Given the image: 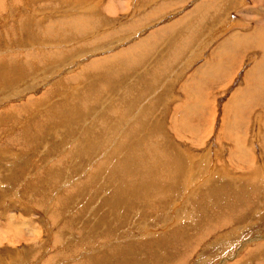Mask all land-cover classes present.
Returning a JSON list of instances; mask_svg holds the SVG:
<instances>
[{
    "label": "rangeland",
    "instance_id": "1",
    "mask_svg": "<svg viewBox=\"0 0 264 264\" xmlns=\"http://www.w3.org/2000/svg\"><path fill=\"white\" fill-rule=\"evenodd\" d=\"M146 1L0 0V264H264V54H252L264 27L247 42L242 27L259 23L264 0H251L256 13L228 0L230 17L223 0L215 17L211 0L190 3L209 2L208 17L191 19L204 28L210 16L242 24L227 39L236 41L228 60L220 55L229 35L218 25L215 38V22L201 31L210 32L201 41L215 38L203 55L202 45L180 55L188 39L176 54L161 38L147 55L127 52L172 25L180 33L171 37L185 29L152 23L120 43L114 31L142 16L135 9ZM187 1L162 0L156 7H170L144 19ZM76 17L95 27L58 38L66 25L63 33H77ZM105 109V123L93 124Z\"/></svg>",
    "mask_w": 264,
    "mask_h": 264
},
{
    "label": "crops",
    "instance_id": "2",
    "mask_svg": "<svg viewBox=\"0 0 264 264\" xmlns=\"http://www.w3.org/2000/svg\"><path fill=\"white\" fill-rule=\"evenodd\" d=\"M158 0H148V1H146V2H144V5H145V7L143 8V9H141L139 6H136V12H138V11H142V10H144L145 11V13H148V12H153V11H156V10H158V9H160V8H165V9H167V8H169L170 6H168V7H166L165 5H159V7H156V5L155 4H157L158 5V3L159 2H161V1H159V2H157ZM186 1V0H185ZM193 0H188L186 3L188 4L189 3V6L187 7V8H185V7H183V8H181V7H178L179 9H177V12H175V13H170L169 15H172L171 17H174L173 18V20L172 21H168L167 20V22H164V23H162L161 22V20L162 19H166V18H168L169 17V15H168V12L167 13H165V14H163L162 16H159V18L158 19H156L154 22H153V20L151 21V20H145L144 19V17H145V13L142 15V16H139V18H137V19H135V20H130V21H128L129 23L128 24H126V25H124L123 27H121V28H119V31H114V33H115V35L117 36V38L118 37H120L119 38V42L120 43H122V44H125V46L126 45H130L131 44V39L133 38V37H135V36H138V34L142 31V30H145V29H149L148 27L153 23V25L155 24V26H153V27H157V26H159V24L161 23V25L162 24H166V23H174V22H177L176 21V18L179 20V23L181 22V21H183V22H185V25L187 26L186 27V29H184V31L182 32V35H180L178 38L177 37H171V35L170 34H172V31L170 30L171 28H172V30H173V28L174 27H170V28H168L167 30L166 29H164V31L163 32H161V33H158L159 34V36H157V34H156V36L155 35H152V36H149V37H146V38H144V40H141V45H142V47L138 50V52H139V55H141V53L142 52H144L145 51V45L143 44V43H146L147 45H150V43H153L154 41L155 42H159V40H158V38L160 39H162V41L164 42V43H167L166 45L167 46H171L172 48H173V50H171L174 54H176L177 53V50L178 49H181L180 47V45H183V42L186 40V39H188L189 41H191V42H193L191 45H189L188 47H185L184 48V51H183V53H181L180 55H191V52H192V50H194V46H196V45H199V46H201L202 45V47H201V50L200 51H198V55H203V50H206V48H207V46L209 45V43L211 42V41H213L216 37L218 38V35L215 37V38H213L212 39V37L211 36H209V41H206V42H203V41H201L200 39H203L204 37H205V34H210V32H206V33H202L203 31L202 30H205L206 31V28L208 27V26H214V25H216L217 23H215L214 25H210L211 23H214L215 21H208V23H207V27L206 28H203L202 27V25L204 24V23H206V22H204V23H202L201 25L199 24V23H196V22H194L195 20H197L198 18H199V16L200 15H202L203 13H205V11H206V8H202V10H201V8L200 9H198V10H196V11H194L193 13H191L190 15H188V16H186V17H184V12H186L187 10H189L191 7H193V5H195L196 3H197V6L199 5L198 4V2H196L195 4H193V5H190V3L192 2ZM214 1V0H213ZM225 2L223 3V8L224 7H226V8H224V10L227 12V14H228V17H230L231 15H232V13H228V11H227V8L228 9H230V7H232L231 9H233V6H232V3H231V5H230V7L228 6V0L226 1V0H224ZM259 1H261V0H259ZM258 1V2H259ZM155 2H157V3H155ZM233 2V1H232ZM257 2V1H256ZM154 3V7H153V4ZM245 3H247V5L250 7V9L252 10V12H255L256 13V11H257V8H258V6H257V4H255V2H251V0H243V3L242 4H245ZM133 4H135V2L133 1ZM218 4V3H217ZM217 4H215V5H217ZM168 5H171V4H168ZM256 6V7H255ZM148 7V8H147ZM153 7V8H152ZM255 7V8H254ZM230 11H232V10H230ZM118 12V11H117ZM203 12V13H202ZM233 12V11H232ZM251 11H249L248 10V13H250ZM258 12V11H257ZM197 15V16H196ZM261 16V15H260ZM182 17V18H181ZM185 19H184V18ZM193 17H197V18H195V20H191V19H193ZM232 18V17H231ZM181 19H183V20H181ZM233 20V19H232ZM187 21V22H186ZM259 23L258 22H256V21H250V23H248V25H245V26H242L243 28L244 27H247V31H244V32H246V33H249V32H252V31H256V32H258L260 29H262L263 27H264V16L262 15L260 18H259ZM157 23V24H156ZM132 24H134L133 26H130V25H132ZM191 24H193L192 25V28H191ZM137 25V26H136ZM179 24H178V22H177V26H178ZM184 25V24H183ZM184 25V26H185ZM196 26V28H193V26ZM198 25H200V27H197ZM242 25V24H241ZM131 27V28H130ZM126 28V29H125ZM144 28V29H143ZM189 28H191V30L189 29ZM176 29H177V27H176ZM199 30L200 32L199 33H196L197 31L196 30ZM128 30H130L129 32H128ZM141 30V31H140ZM178 30V29H177ZM138 31V32H137ZM171 31V32H170ZM176 31V30H175ZM175 31H173V32H175ZM180 30H178V33H180L179 32ZM135 34H134V33ZM185 32V33H184ZM170 33V34H169ZM175 33H177V32H175ZM235 33V24L233 25V26H231V28H229L227 31H225V34H227V35H229L227 38H225V40H227V39H229L230 37H231V35L232 34H234ZM169 34V35H168ZM164 35H166V36H164ZM168 35V36H167ZM130 36V37H129ZM154 36V37H153ZM123 37H125V38H123ZM150 37H152L151 39H150ZM171 37V38H170ZM254 37H256V35H254ZM169 38V39H168ZM180 38V39H179ZM167 39H168V41H167ZM172 39V40H171ZM174 39V40H173ZM176 39V40H175ZM134 41V40H133ZM167 41V42H166ZM44 43L45 42H47L46 40L45 41H43ZM168 42H169V45H168ZM170 42H172L171 44H170ZM177 42V43H176ZM47 43H50V42H47ZM124 47V46H123ZM134 48H136L137 49V46L136 47H134ZM253 50H252V54H256V55H261V52H263V54H264V47L263 46H261L260 44L258 45V48L257 49H255V48H252ZM131 50V49H130ZM138 52L135 54V55H137L138 54ZM212 54H214V51L212 52ZM38 55V54H37ZM263 180V179H262ZM258 239H263L262 237H259ZM246 241V240H245ZM256 241V240H255ZM243 246H245V244L243 245ZM242 245L240 246V248H242L243 247Z\"/></svg>",
    "mask_w": 264,
    "mask_h": 264
},
{
    "label": "bare ground",
    "instance_id": "3",
    "mask_svg": "<svg viewBox=\"0 0 264 264\" xmlns=\"http://www.w3.org/2000/svg\"><path fill=\"white\" fill-rule=\"evenodd\" d=\"M223 1H224V0H223ZM223 1H222V0H216V1L212 2V0H211V1H210V3L212 2L211 4H210L209 2H207V4L209 3V5H212L213 8H211V6H210V8H209V6H208L207 4H205V3H204V5H203L202 3H200L198 6H197V4H195V5L192 7V9L190 10V12L187 13L184 17L190 15L191 13H193L194 11H196V10H198V9H200V8H201V10H202L203 7L206 8V11H208L207 9L209 8V12H208V13L211 14V12H212L214 9H216V10L218 9V8H217V7H218L217 5H221V2H223ZM224 2H225V1H224ZM217 3H218V4H217ZM65 4H66V3H65ZM215 4H217V5H215ZM238 4H240V3H238ZM205 5H207V6H205ZM216 6H217V7H216ZM222 6H223V4H222ZM69 7H71V6H69ZM204 8H203V9H204ZM222 8H223V7H222ZM224 8H226V7H224ZM158 10H159V9H158ZM162 10H163V9H162ZM162 10H161V11H162ZM192 10H193V11H192ZM216 10H215V11H216ZM228 10H229V9H228ZM191 11H192V12H191ZM206 11H205V12H206ZM222 11H224V9H223ZM187 12H188V11H187ZM218 12H219V11H218ZM84 13H85V11H84ZM156 13H157V12H156ZM194 13H195V12H194ZM194 13H193V14H194ZM202 13H203V12H202ZM223 13H224V12H223ZM226 13H227V12H226ZM81 14H82V13H81ZM212 14H213L214 16H213ZM212 14H211V15H212L213 17H215V14L217 15V14H219V13H217V11H216V13H213V12H212ZM203 15H204V13H203L201 16H203ZM196 16H197V15H196ZM204 16H205V17H208V14H207V16H206V14H205ZM88 17H89V16H88ZM88 17H87L86 19H84L83 17H79V18L76 17V23H75L76 25H75V26H76V28H78V29H77L78 31H77L76 34H75L76 30H75L74 33H72V34L70 33L71 35H70V34H65V33H63L62 31H64L65 27H67V29H69V30H71V28H72V27L68 28L69 25H66L64 28H61V29H63V30H61V29L59 28L61 31L58 30L57 32H59V33H58V35H56V36H57L58 38L61 37V38H60L61 40L66 39V38H65L66 36H69V39H70V37H71V38L74 37V36L77 35L80 31H87L86 29L94 28V27H95V26H94V23H92V21H90V20L88 19ZM90 17H91V16H90ZM149 17H150V16H149ZM154 17H155V16H154ZM184 17H183V18H184ZM144 18H145V17H144ZM181 18H182V17H181ZM194 18H195V17H193V19H194ZM196 18H197V17H196ZM199 18H200V17H199ZM211 18H212V17L210 16V17H209V20H210V21H211ZM145 19H146V18H145ZM148 19H149V18H148ZM148 19H147V20H148ZM184 19H185V18H184ZM206 19H207V18H206ZM212 19H213V18H212ZM147 20H146V21H147ZM149 20H150V19H149ZM181 20H183V19H181ZM201 20H202V19H201ZM216 20H217V19H216ZM212 21H213V20H212ZM229 21H231V20H228V17L226 18V16H224V17L222 18V20H219V21H218L219 24L216 25V27H215V29L213 30L212 33H214L215 35H218V32H219V31H218V28H219L218 25H221V26H220V27H221L220 31L222 30V31H224V32H225L226 30H228L229 28H231L230 26H232V25H234V24H235L236 26H241V24H238L237 22H235V21H233V20H232V21H233L232 24H231ZM99 22H100V21H99ZM177 22L179 23V20H178ZM177 22H174V24H175V23L177 24ZM181 22H183V21H181ZM194 22H195V21H194ZM202 22H203V20H202ZM202 22H201V23H202ZM198 23H199V22H198ZM215 23H216V22H215ZM98 24H99V23H98ZM63 25H64V24H63ZM95 25H96V24H95ZM99 25H100V24H99ZM133 25H134V24H132V25H130V26H133ZM203 25H204V24H203ZM54 26H58V24H55ZM104 26H105V25H104ZM136 26H137V25H136ZM168 26H169V25H168ZM133 27H134V26H133ZM163 27H164V26H163ZM171 27H173V25H172ZM186 27H187V26L185 25V29H186ZM191 27H192V25H191ZM202 27H203V26H202ZM204 27H205V26H204ZM204 27H203V28H204ZM83 28H85V29H83ZM130 28H131V27H130ZM174 28H175V27H174ZM52 29H53V28H52ZM105 29H106V28H105ZM125 29H126V28H125ZM167 29H168V27H167ZM167 29H166V30H167ZM171 29H172V28H171ZM175 29H176V28H175ZM177 29H179V28L177 27ZM50 30H51V29H50ZM55 30H56V29H55ZM55 30H52V31H55ZM260 30H261V29H260ZM52 31H51V32H52ZM129 31H130V30H128V32H129ZM140 31H141V30H140ZM162 31H163V30H162ZM174 31H175V30H174ZM198 31H199V30H198ZM263 31H264V29H263ZM45 32H49V30H48V31H45ZM65 32H66V31H65ZM100 32H101V31H100ZM130 32H131V31H130ZM137 32H138V31H137ZM175 32H176V31H175ZM66 33H67V32H66ZM133 33H134V32H133ZM157 33H158V32H157ZM172 33L174 34L173 31H172ZM219 33H220V32H219ZM221 33H222V32H221ZM261 33H262V31H261ZM263 33H264V32H263ZM134 34H135V33H134ZM169 34H170V33H169ZM234 34H235V33H234ZM44 35H46V34L44 33ZM153 35L156 36V34H153ZM157 35H158V34H157ZM232 35H233V34H232ZM237 35H238V34H237ZM237 35H236V37H237ZM243 35H244L243 38L249 36L248 33H245V34H243ZM243 35H242V36H243ZM51 36H52V35H51ZM90 36H91V35H90ZM172 36H173V35H172ZM262 36H263V35H262ZM57 37H56V38H57ZM129 37H130V36H129ZM148 37H149V36H148ZM153 37H154V36H153ZM215 37H216V36H215ZM236 37H230V38H232V39H236ZM137 38H138V37H137ZM151 38H152V37H150V39H151ZM170 38H171V37H170ZM257 38H258V37H257ZM257 38H256V39H257ZM69 39H66V40H69ZM168 39H169V38H168ZM168 39H167V41H168ZM256 39H255V40H256ZM173 40H174V39H173ZM175 40H176V39H175ZM167 41H166V42H167ZM188 41H189V40H188ZM247 41H248V37L246 38V42H247ZM257 41H258V40H257ZM154 42H155V41H154ZM154 42H153V43H154ZM189 42H191V41H189ZM235 42H236V41H235ZM235 42H232V45H233V46H234L233 43H235ZM246 42H245V43H246ZM171 43H172V42H170V44H171ZM176 43H177V42H176ZM238 43H239V42H238ZM245 43H243V44H245ZM252 43H253V44H249V46H254V45L256 46V45H258V44H256V42H255V43L252 42ZM144 44L146 45L145 47L147 48V51L145 50V51L142 52V53H144V55H147L148 49H149V50H152V49H154V48H153L152 46H150V45H147L146 43H144ZM159 44H161V43H159ZM222 44H223V43H222ZM243 44H242V45H243ZM260 44H262V43H260ZM263 44H264V43H263ZM183 45H184V44H183ZM229 45H230V46H229ZM232 45L229 44V42H228V40H227L226 47L224 46L225 48H223V46H222V45H221V46H222V48H223L224 50H226L227 52H228L229 49H231V53H232V55H233V49H234V48H233ZM180 46H181V45H180ZM139 47H141V45H140ZM132 48H133V46H132ZM168 48H169V47H168ZM180 48H181V50L183 49V47H180ZM237 48H239V47H237ZM256 48H257V47H256ZM242 49L245 51V49H246V48H245V45L242 47ZM95 50H97V49H95ZM107 50H108V49H107ZM124 50H125V49H124ZM132 50H133V51H132ZM138 50H139V49L133 48V49H131V50H130V49L127 50V52H128V51H131V52L133 53V52H138ZM237 50H238V49H237ZM124 52H125V51H124ZM124 52H123V50H122V52H121V50L119 51V53H121V54H122V53L124 54ZM119 53H116V54H119ZM125 53H126V52H125ZM138 53H139V52H138ZM150 53H151V52H150ZM58 55H60V54H58ZM91 55H92V54H91ZM172 55H173V54H172ZM227 55H229V52L226 53V55H223V54L220 55V58L223 59V57H224L226 60H228L229 58H227V57H228ZM232 55H229V56L231 57V59H234V58L232 57ZM139 56H140V55H139ZM191 56H193V55H191ZM233 56H234V55H233ZM236 56H237V55H236ZM241 56H242V55H239V56H238V58H239V59H237L238 61H241V60H240V58H242ZM31 57H32V56H31ZM53 57H55V56H53ZM53 57H52V58H53ZM145 57H146V56H145ZM32 58H34V57H32ZM193 58H194V57H193ZM144 59H145V58H144ZM144 59H143V60H144ZM231 59H230V60H231ZM3 60H6V59H3ZM25 60H27V62H28V61L30 60V58H29V59H25ZM33 60H34V59H33ZM130 60H131V59H130ZM190 60H191V59H190ZM226 60H225V61H226ZM237 60H236V61H237ZM6 61H7V60H6ZM232 61H233V60H232ZM238 61H237V62H238ZM23 62H24V60H23ZM110 62H111V61H110ZM132 62H133V61H132ZM132 62H131V63H132ZM189 62H190V61H189ZM7 63H8V62H7ZM116 63H117V62H116ZM168 63H169V62H168ZM23 64H24V63H23ZM26 64H27V63H26ZM133 64L136 65V63H133ZM138 64H139V63H138ZM163 64H164V63H163ZM232 64H234V63H232ZM3 65H4V64H3ZM5 65H6V64H5ZM131 65H132V64H131ZM167 65H169V64H167ZM219 65H220V64H219ZM208 66H209V64L207 65V67H208ZM210 66H211V65H210ZM6 67H7V66H6ZM8 67H9V66H8ZM8 67H7V68H8ZM23 67H24V66H23ZM151 67H152V66H151ZM157 67H158V66H157ZM161 67H163V66H161ZM228 67H229L228 69H231L230 65H229ZM1 68H2V66H1ZM7 68H6V69H7ZM148 68H149V67H148ZM159 68H160V65H159ZM169 68H170V67H169ZM22 69H23V68H22ZM25 69H26V68H25ZM25 69H24V70H25ZM149 69H150V68H149ZM149 69H148V70H149ZM214 69H215V68H214ZM226 70H227V69H226ZM96 71H97V70H96ZM154 71H155V69H154ZM197 71H198V70H197ZM150 72H151V71H150ZM4 73H5V72H4ZM133 73L135 74L136 72H133ZM210 73H211V72H210ZM23 74H24V73H23ZM97 74H98V73H97ZM212 74H213V73H212ZM20 75H22V74H20ZM136 75H137V74H136ZM140 75H141V74H139V76H140ZM147 75H148V74H147ZM149 75H150V74H149ZM121 76H122V75H121ZM142 76H143V75H142ZM132 77H133V76H132ZM104 78H105V77H104ZM135 78H136V82H139L138 80H140V79H138V76H137V77H134V78H129L130 80L133 79L132 82H131V84H132L133 82H135ZM147 78H149V77H147ZM143 79H145V78H143ZM143 81H144V80H142L141 83H143ZM147 81H148V80H147ZM147 81H146V82H147ZM112 84H113V83H112ZM103 85H104V84H103ZM106 87H107V85H106ZM110 87H111V86H110ZM112 87H113V86H112ZM76 88H77V87H76ZM76 88H74L73 91H76V90L78 89V88H77V89H76ZM85 88H86V87H85ZM108 88H109V87H108ZM133 88H134V87H133ZM75 89H76V90H75ZM86 89H87V88H86ZM90 89H91V88H90ZM94 89H95V88H94ZM97 89H99V87H98ZM97 89H95V90H97ZM110 89H111V88H110ZM121 89H122V88H121ZM137 89H138V88H137ZM87 90H88V89H87ZM87 90H86L85 92H87ZM119 90H120V89H119ZM132 90H133V89H132ZM88 91H90V90H88ZM99 91H101V90H99ZM106 91H108V90H106ZM120 91H121V90H120ZM127 91H128V90H127ZM127 91H126V93H124L123 95L127 94ZM154 91H155V90H154ZM103 92H104V90H103ZM109 92H110V91H109ZM118 92H119V91H118ZM128 92H132V91H128ZM97 93H98V91H97ZM97 93H96V94H97ZM119 93H120V92H119ZM96 94H95V95H96ZM99 94H100V93H99ZM120 94H121V93H120ZM101 95H102V94H101ZM113 95H114V94H113ZM91 96H92V95H91ZM107 96H108V95H107ZM76 97H77V95H76ZM136 97H137V96H136ZM91 98H92V97H91ZM120 98H121V97H120ZM86 99H87V97H85V96L80 97V104L78 103L79 105H78V104L76 105V103H77V102H76V103H75V105H76L75 107L80 106V105H84V104L86 103V101H87ZM95 99H96V98H95ZM126 99H127V98H126ZM96 100H97V99H96ZM122 100H124V98H123ZM83 101H85V102L83 103ZM95 103H97V102H95ZM72 104H73V103H72ZM89 104H91V103L89 102ZM104 104H105V103H104ZM101 105H102V104H101ZM121 105H122V104H121ZM124 105H125V104H124ZM90 106H91V105H90ZM94 106H95V105H94ZM94 106H93V107H94ZM87 107H88V105H87ZM90 108H91V107H90ZM100 108H101V109H100ZM100 108H99V109L102 110V109L104 108V106H103V108H102V107H100ZM84 109H85V108H84ZM84 109H82L81 111L83 112ZM108 109H109V108H108ZM108 109H105V110H103V111H100V110H99V112H93V117H98V119H94V121H91V122H93V124H95V125H96V123H98L99 125H97V126H101L102 123L104 124L105 122H103V120H104L105 117L108 116V115H107ZM115 109H117V105H116ZM87 110H88V109H87ZM79 111H80V110H79ZM128 111H129V110H128ZM140 111H141V110H140ZM77 112H78V111H77ZM112 112H113V111H112ZM118 112H119V111H118ZM126 112H127V109H126ZM131 112H132V111H131ZM135 112H136V111H135ZM88 113H89V112H88ZM115 113H116V112H115ZM128 113H130V112H128ZM128 113H127V114H128ZM79 114H80V113H79ZM94 114H95V115H94ZM110 115H111V114H110ZM114 115H115V114H114ZM64 116H65V115H64ZM131 116H132V115H131ZM110 117H111V116H110ZM113 117H114V116H113ZM116 117H117V116H116ZM128 118H130V116H129ZM78 119H79V118H78ZM107 119H108V118H107ZM111 119H112V118H111ZM80 120H81V119H80ZM84 120H85V119H84ZM97 120H100V121H97ZM118 120H119V119H118ZM72 121H74V120H72ZM87 121H88V120H87ZM89 121H90V120H89ZM116 121H117V120H116ZM59 122H60V121H59ZM75 123H76V122H75ZM85 123H86V121H85ZM86 124H87V123H86ZM89 124H90V122L88 123V125H89ZM113 124H114V123H113ZM113 124H112V125H113ZM32 125H33V124H32ZM115 125H116V124H115ZM93 126H94V125H93ZM93 126H92L93 129H92V128H90V129H92V130L94 131V127H93ZM32 127H33V126H32ZM83 127H84V126H83ZM88 127H89V126H88ZM90 127H91V124H90ZM106 127H107V125H106ZM130 127H131V126H130ZM90 129H89V130H90ZM106 129H107V128H106ZM106 129H105V130H106ZM132 129H133V128H132ZM135 129H136V128H135ZM93 131H92V132H93ZM99 131H100V130H98V132H99ZM107 131H108V130H107ZM120 132H121V131H120ZM86 133H87V131H86ZM94 134H95V133H94ZM83 135H84V134H83ZM96 135H97V134H96ZM96 135H95V136H96ZM122 135H123V134H122ZM91 136H93V138H94V135H91ZM96 137H97V136H96ZM96 137H95V138H96ZM86 138H87V136H86ZM105 138H106V137H105ZM105 138H104V139H105ZM97 139H98V138H97ZM104 139H103V140H104ZM132 139H133V138H132ZM151 139H152V138H151ZM88 140H89V138H88ZM103 140H101V141H103ZM130 140H131V139H130ZM80 141H81V140H80ZM80 141H79V142H80ZM121 141H122V140H121ZM87 142H88V141H87ZM103 142H104V141H103ZM111 142H112V141H111ZM97 143H98V142H97ZM119 143H120V142H119ZM147 143H148V141H147ZM151 143H153V141H152ZM88 144H89V143H88ZM95 145H96V143H94V148H95ZM113 145H114V144H113ZM86 146H87V145H86ZM133 146H134V145H133ZM143 147H144V146H143ZM156 147H157V146H156ZM159 147H160V146H159ZM91 148H92V147H91ZM145 148H146V147H145ZM84 151H85V150H84ZM143 152H145V151H143ZM146 153H147V151H146ZM163 153H164V152H163ZM82 154H83V153H82ZM165 155H166V154H165ZM139 156H140V155H139ZM179 157H180V156H179ZM181 157H182V156H181ZM89 159H90V158H89ZM149 159H150V158H149ZM186 159H187V158H186ZM127 160H128V159H127ZM181 160H182V159H181ZM184 161H185V160H184ZM161 162H162V161H161ZM152 165H153V164H152ZM195 165H196V164H195ZM212 165H213V164H212ZM139 166H140V165H139ZM202 166H203V165H202ZM202 166H201V167H202ZM213 166H214V165H213ZM192 167H193V166H192ZM216 167H217V166H216ZM140 168H141V167H140ZM133 169H134V168H133ZM142 170H143V169H142ZM146 170H147V169H146ZM153 170H154V169H153ZM149 171H150V170H149ZM158 171H159V169H158ZM206 171H207V170H206ZM215 171H216V170H215ZM128 172H129V171H128ZM128 172H127V173H128ZM90 173H91V172H90ZM108 173H109V172H108ZM134 173H135V172H134ZM134 173H133V174H134ZM220 173H221V174H224L223 172H220ZM259 173H260V172H259ZM93 175H94V174H93ZM136 175H137V173H136ZM151 175H152V174H151ZM168 175H169V174H168ZM188 175H189V174H188ZM188 175H187V176H188ZM200 175H201V174H200ZM202 175H203V174H202ZM215 175H216V174H215ZM215 175H214V176H215ZM94 176H95V178H96V175H94ZM106 176H107V175H106ZM131 176H132V175H131ZM163 176H164V175H163ZM178 176H179V173H178ZM210 176H211V175H210ZM146 177H147V176H146ZM146 177H145V178H146ZM161 177H162V176H161ZM164 177L167 178V176H164ZM164 177H163V178H164ZM208 177H209V176H208ZM260 177L263 179V173H262V171H261V176H260ZM209 178H210V177H209ZM257 178H258V177H257ZM261 178H260V179H261ZM160 179H161V178H160ZM160 179H159V180H160ZM169 179H170V178H169ZM249 179H251V178H249ZM68 180H69V179H68ZM143 180H144V179H143ZM66 181H67V180H66ZM163 181H164V180H163ZM111 182H112V181H111ZM207 182H208V181H207ZM146 183H147V182H146ZM147 185H148V184H147ZM162 185H163V184H162ZM166 185H167V184H166ZM196 185H197V184H196ZM260 185H261V184H260ZM88 186H89V185H88ZM126 186H127V185H126ZM159 186H161V185H159ZM212 186H213V185H212ZM177 187H178V186H177ZM218 187H219V186H218ZM86 189H87V188H86ZM127 189H128V188H127ZM151 189H152V188H151ZM120 190H121V189H119V191H120ZM188 190H190V189H188ZM165 191H166V190H165ZM152 197H153V196H152ZM187 200H188V199H187ZM147 202H148V200H147ZM150 205H151V204H150ZM192 210H193V209H192ZM262 210H263V209H262ZM214 212H215V211H214ZM185 213H186V212H185ZM251 213H252V212H251ZM216 217H217V216H216ZM113 219H114V218H113ZM216 219H217V218H216ZM231 220H232V219H231ZM231 220H230V221H231ZM233 220H234V219H233ZM224 222H225V220H224ZM228 223H229V222H228ZM230 223H231V222H230ZM218 224H220V223H218ZM216 225H217V223H216ZM216 225H215V227H216ZM223 227H224V226H223ZM96 229H97V228H96ZM147 229H148V228H147ZM198 229H199V228H198ZM205 231H206V230H205ZM63 232H64V231H63ZM218 233H219V232H218ZM67 237H68V236H67ZM136 237H137V236H136ZM188 237H189V236H188ZM223 237H224V236H223ZM219 239H220V238H219ZM219 239H218V240H219ZM70 240H71V239H70ZM250 240H251V239H250ZM88 242H89V241H88ZM215 244H216V243H215ZM215 244H214V246H215ZM247 245H248V244H247ZM85 255H86V254H85ZM96 257H97V256H96ZM224 259H225V258H224ZM226 261H227V260H226Z\"/></svg>",
    "mask_w": 264,
    "mask_h": 264
}]
</instances>
